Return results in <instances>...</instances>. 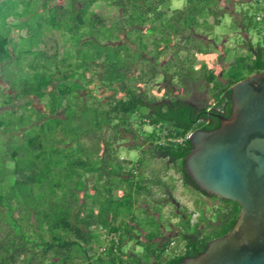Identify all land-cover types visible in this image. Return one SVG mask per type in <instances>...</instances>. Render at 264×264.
<instances>
[{
	"label": "trees",
	"instance_id": "16d2710c",
	"mask_svg": "<svg viewBox=\"0 0 264 264\" xmlns=\"http://www.w3.org/2000/svg\"><path fill=\"white\" fill-rule=\"evenodd\" d=\"M30 1L37 10L49 11L38 20L39 27L50 24V31L74 34L77 58L73 66L70 61L54 63L49 71L42 63L30 78L24 76L19 90H8L5 101L19 99L9 106L36 113L35 124L40 125L32 133L14 130V149L8 152L13 180L8 193H0V212L8 214L0 221V264H166L194 255L210 238L226 232L240 206L214 194L209 198L216 202L204 205L205 191L193 183L183 164L191 146L187 134L198 127H216L215 113L229 112L230 85L264 69V35L255 44L248 36L243 39L244 52L224 78V65L215 70L219 53L203 37L226 11L220 0H183L178 7H171L170 0H17L14 7L21 2L22 12H27ZM0 2L5 6V0ZM96 2L116 9L112 22L91 9ZM258 9L264 13V7ZM16 23L0 26L1 62L11 59L14 32L21 25ZM240 23L246 33L252 19ZM24 31L32 34L34 29ZM160 75L170 83L201 77L209 98L198 105L164 88L159 99L147 87ZM91 83L105 92L95 94ZM33 97L44 99L41 107L33 106ZM9 121L0 117V127ZM123 134L130 137L128 148L137 150V158L117 154L115 142ZM156 157L167 159L182 183L197 191L194 203L200 215L192 222V211L174 205L179 211L173 225L184 242L181 252L175 245L169 252L165 243L158 247L153 237L161 225L167 226L152 218L154 228L146 229V241L140 242L143 262L134 250L129 258L120 248L137 225L133 213H120L133 204L154 213L151 206L160 210L165 200L173 203L172 176L166 181L158 171L145 172L144 160ZM157 190L162 195L157 196Z\"/></svg>",
	"mask_w": 264,
	"mask_h": 264
},
{
	"label": "rangeland",
	"instance_id": "374dc122",
	"mask_svg": "<svg viewBox=\"0 0 264 264\" xmlns=\"http://www.w3.org/2000/svg\"><path fill=\"white\" fill-rule=\"evenodd\" d=\"M5 1V6L0 2V26L2 27L5 25L4 22L7 23L13 21L14 23L17 21L16 25H21L16 26V30L14 32V39L11 45V59H8V61L5 62L0 61V117H4L5 120L10 118V123H8L9 125L5 124L0 127V193L2 194L3 192L8 193L6 191L13 180V172L11 171L12 159L8 152L9 150L14 149V130L18 129L24 133H32V130H34L33 127L40 125L35 124V121L39 118L36 113L24 111L22 107L14 109L9 106L17 103L19 99L15 101L12 100L11 102L9 100L5 101L10 93L8 90H19L23 84L24 76L28 75L27 78H30V73L33 72L36 66H41L42 63L44 64V68L49 71L51 68H54V63H57V65L60 66L65 64L66 61H70V65L72 64L71 66H73L76 61L75 58H77L75 44L76 39L74 34L68 33L63 35L56 29H52L50 31L48 30L51 27L50 24L47 26H38V20H42L40 17H42L45 13L46 15H49L48 10L45 12L42 10V13L41 9L37 10L36 6L33 4L34 2L30 1V3L28 2L26 5L28 6L26 7L27 12H22V7L24 5L21 2H16L17 6L14 7V2L17 0ZM52 1L57 3L62 0ZM220 2L224 7L223 9L226 11L222 12L220 22L213 25L211 33H205L203 34V37L206 41H208L206 45L210 49L219 53V56L215 60V70L217 72L219 70V66L224 65V67H222V75L225 78L229 77L231 71L236 68V64H238L236 59L244 52L243 39L248 36L253 44H255L258 40H263L264 14L261 20H255V14L259 11L257 0H220ZM182 3L183 0H170L171 7L181 6ZM31 4H33V6H29ZM91 9L101 15H104L107 23L112 22L116 16V9L113 6L105 5L102 2L94 3L91 6ZM240 10H244L245 17H242L243 20L238 13L241 12ZM4 13H8L9 17L4 18V16H2ZM22 16L23 18H21ZM247 17L252 19V24L247 27L246 34L241 31L240 22L243 21L246 23ZM208 19L212 21L211 17ZM30 26L34 29L32 34L30 33L31 31H24L25 28L28 27L29 29ZM66 39L69 40V42ZM40 49L42 50L40 51ZM43 49L47 50L49 54L46 55V53H43ZM62 56L65 58L62 59ZM227 64L229 65L225 66ZM244 72L245 70L243 73ZM249 74L250 73L246 74V76ZM176 81V83L171 84L172 82L170 83L166 78L157 76V78L148 85L147 92L150 94H158L159 91H157V89L161 86H164L166 89H171L174 85L172 88L173 94L178 93L183 98L196 103H202L208 100L209 93L207 90V84L201 77H188L183 81L177 78ZM3 87H6L7 90L2 91ZM104 92L105 91L101 88L98 91V94H103ZM157 96H159V94ZM43 100L44 99L39 100L36 97H33L32 104L35 107H41ZM108 133V130H104L105 135ZM130 141L131 139L127 134H123L122 138H118L115 142L117 154L135 159L137 158V150L128 148ZM47 145L48 147L51 146V142L48 139ZM144 161L147 162L145 167L146 173H149L150 170L154 172L158 171L162 179L166 181H169V177L172 176L173 188L171 190V195L174 201L179 205H184L187 211L194 212L191 218L194 219L196 211L194 199L197 191L192 188H186L181 184L177 172L173 170L167 159L156 157L146 158ZM163 165H166L167 169L164 170ZM156 195H162L161 191L157 190ZM203 199L206 204L211 203V200L207 197H203ZM151 211L154 213L144 211L139 205L133 204L130 209H121L120 215L126 216L128 213H133L135 223H137L138 227L140 226L143 228L144 231L146 229L151 230L154 228L151 225L152 223L149 224L152 218H154L155 221L162 222L164 225H166L164 215L168 216L169 221L171 222H175L177 220V217L173 214L175 212L174 204L170 201L168 202L165 200L161 205L160 210L158 207L151 206ZM7 217V212H0V221ZM10 221L14 222L13 219ZM214 228H212L209 233H211ZM105 244H108V241H105ZM129 246L130 245L127 243H123L120 248L127 256H129V258H131V255L128 254ZM142 247L143 245H137L134 252L136 256H138L137 258L140 257L141 261L144 262L146 261V258L140 254Z\"/></svg>",
	"mask_w": 264,
	"mask_h": 264
},
{
	"label": "water",
	"instance_id": "95a60500",
	"mask_svg": "<svg viewBox=\"0 0 264 264\" xmlns=\"http://www.w3.org/2000/svg\"><path fill=\"white\" fill-rule=\"evenodd\" d=\"M230 112L212 129L195 128L184 168L201 190L236 201L229 229L204 248L166 264H264V69L233 82Z\"/></svg>",
	"mask_w": 264,
	"mask_h": 264
},
{
	"label": "flooded vegetation",
	"instance_id": "af4514ba",
	"mask_svg": "<svg viewBox=\"0 0 264 264\" xmlns=\"http://www.w3.org/2000/svg\"><path fill=\"white\" fill-rule=\"evenodd\" d=\"M161 76V78H162V75H160ZM173 84V83H172ZM174 86V85H173ZM173 86H172V88H173ZM89 89L90 90H94V88H95V90H94V93L95 94H98V91L101 89V87H99V86H96V85H94L93 86V84L91 83L89 86ZM172 88L170 89L171 90V94H172V96H176V95H179L178 93H176V94H173L172 93ZM160 89H164V86H161L159 89H157V91H159V99H161L162 97H161V95H162V92H160ZM85 90H87V89H82V90H80L81 92H85ZM156 94V93H155ZM158 94H156V96L158 95ZM185 99V98H184ZM185 100H187V99H185ZM188 102H194V101H190V100H187ZM196 103V102H195ZM203 103V102H202ZM202 103H196V104H198V105H201ZM230 98H229V112H230ZM151 108L149 107V103L147 102V104H146V110H150ZM229 112L227 113V114H223V115H228L229 114ZM220 114H222L221 112H219ZM217 113H215V115H216ZM216 117H217V115H216ZM218 118V117H217ZM180 181H181V184L184 186V187H186V188H190V186H186V184H184V183H182V180L180 179ZM206 193V195H203L202 196V198L201 199H203V197H207L208 199H210L209 198V195L211 194V193H208V192H205ZM204 200V199H203ZM211 200V199H210ZM173 201V203H174V205L176 206V207H179V204L177 203V202H175L174 200H172ZM216 202V199H213V200H211V203H209V204H204L205 206H210L211 204H212V202ZM195 215H194V219H191L192 218V214H194V212H191V215H190V220L193 222V221H196L198 218H199V215H200V212H199V210L196 208V206H195ZM179 210L178 209H176L175 210V216L177 217V220H178V216H177V212H178ZM176 220V221H177ZM210 221H212V223L213 224H217V222H216V220L215 219H210ZM220 222V221H219ZM135 227L132 229V230H130V231H128V238L127 239H125L124 240V242L123 243H127L128 245H130L129 246V248H128V251L129 252H131V249L132 250H134L135 251V249H136V246L137 245H141L140 244V242H142V243H144L145 241H146V237L144 236V230L141 228V227H138L137 225H134ZM166 228L164 227V226H160V233H158L157 235H155L154 237H153V240H155L156 241V243H157V245H158V247H161V245H162V243H165V245H169L168 247H166L167 248V251L169 252L170 251V249H171V247L170 246H173V245H175L176 246V248L177 249H179V251L181 252V251H183V249L184 248H182V246L181 245H184V242L182 241V240H179V236H178V230H179V228H178V226H174L173 225V222H171V221H166ZM199 226L200 227H202L203 226V224H199ZM122 243V244H123ZM201 251V250H200ZM199 251H197V253H198ZM196 254V253H195ZM187 254H184L183 255V257L184 256H186Z\"/></svg>",
	"mask_w": 264,
	"mask_h": 264
},
{
	"label": "built area",
	"instance_id": "2783aa9c",
	"mask_svg": "<svg viewBox=\"0 0 264 264\" xmlns=\"http://www.w3.org/2000/svg\"><path fill=\"white\" fill-rule=\"evenodd\" d=\"M257 4L260 8L264 7V0H257ZM263 12L261 10H259L256 14H255V18L257 20L261 19L263 16Z\"/></svg>",
	"mask_w": 264,
	"mask_h": 264
}]
</instances>
